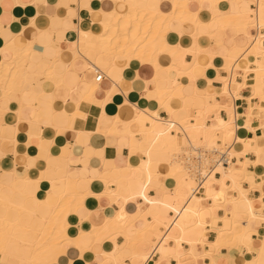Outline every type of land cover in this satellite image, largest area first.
<instances>
[{
  "label": "snow or ice",
  "instance_id": "obj_1",
  "mask_svg": "<svg viewBox=\"0 0 264 264\" xmlns=\"http://www.w3.org/2000/svg\"><path fill=\"white\" fill-rule=\"evenodd\" d=\"M261 170L264 0L0 2V264H264Z\"/></svg>",
  "mask_w": 264,
  "mask_h": 264
},
{
  "label": "crops",
  "instance_id": "obj_2",
  "mask_svg": "<svg viewBox=\"0 0 264 264\" xmlns=\"http://www.w3.org/2000/svg\"><path fill=\"white\" fill-rule=\"evenodd\" d=\"M0 2H5V0H0ZM6 2H18V3H22L23 2V0H6ZM14 11V14H16L17 16H19V17H21V23H24V17H26V16H28V15H31V14H33L34 13V8H32V7H29L27 10H24V9H22V8H16V9H14L13 10ZM13 27L15 28V27H17L16 25H13ZM181 43H183V45L185 46V47H187V46H189V38L188 37H185L184 38V40L183 41H181ZM138 69H141V66H139L136 70H138ZM210 78H214V76H211L210 75ZM204 81H200V84L201 85H204ZM213 87H215V88H220V87H222L221 86V84L217 81L214 85H213ZM138 95V94H137ZM117 99H119V97H117ZM242 103L243 102H238V104H241L242 105ZM120 105H119V103H115V104H112V105H109L108 106V108H107V111H108V114L109 115H111L113 112L115 113L116 112V107H119ZM145 106H147V105H145ZM118 110V109H117ZM241 111H242V107H241V109H240ZM89 128H90V124H89ZM246 135H247V137L248 138H251V134H249V133H246ZM63 137H60V138H58V139H62Z\"/></svg>",
  "mask_w": 264,
  "mask_h": 264
},
{
  "label": "bare ground",
  "instance_id": "obj_3",
  "mask_svg": "<svg viewBox=\"0 0 264 264\" xmlns=\"http://www.w3.org/2000/svg\"><path fill=\"white\" fill-rule=\"evenodd\" d=\"M217 60L219 61V63H217V67H222V66H223V60H222L220 57H218ZM133 65H134V66L128 70L129 73H134L135 71H137L136 69L140 66V65L137 64L135 61H133ZM250 76H254V74L250 73ZM209 78H210V77H209ZM249 83H255V80H254V79H251V80L249 81ZM116 108L118 109V110L116 109V112H118V111L120 110V106H119V107H116ZM116 112H115V113H116ZM115 113L113 112L111 115H115ZM246 133H247L246 130H244V129H242V128L239 129V130H238V138H244V137H247ZM195 161H196V157H195V154H193V157H192V162H193V164H195ZM224 165H225V167L228 166L226 163H224ZM261 171H264V170H261ZM257 174L259 175L260 172L258 171ZM45 191H46V190H45Z\"/></svg>",
  "mask_w": 264,
  "mask_h": 264
},
{
  "label": "built area",
  "instance_id": "obj_4",
  "mask_svg": "<svg viewBox=\"0 0 264 264\" xmlns=\"http://www.w3.org/2000/svg\"><path fill=\"white\" fill-rule=\"evenodd\" d=\"M224 163H226V164H227L226 160L224 161Z\"/></svg>",
  "mask_w": 264,
  "mask_h": 264
}]
</instances>
